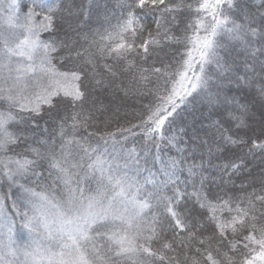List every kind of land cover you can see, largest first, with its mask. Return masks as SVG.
<instances>
[{
    "label": "snow or ice",
    "instance_id": "6c2138e0",
    "mask_svg": "<svg viewBox=\"0 0 264 264\" xmlns=\"http://www.w3.org/2000/svg\"><path fill=\"white\" fill-rule=\"evenodd\" d=\"M0 264H264V0H0Z\"/></svg>",
    "mask_w": 264,
    "mask_h": 264
}]
</instances>
